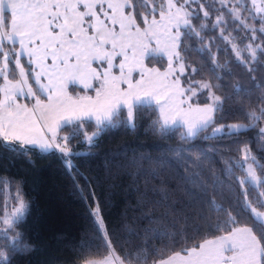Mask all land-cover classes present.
<instances>
[{
  "label": "snow or ice",
  "instance_id": "6c2138e0",
  "mask_svg": "<svg viewBox=\"0 0 264 264\" xmlns=\"http://www.w3.org/2000/svg\"><path fill=\"white\" fill-rule=\"evenodd\" d=\"M250 3L216 0L205 10V0H0V141L9 151L27 155L38 148L79 156L73 141L82 138L91 147L108 128L135 130L138 115L155 116L154 133L179 132L191 144L171 149L172 159L140 156L128 162L145 182L143 193L136 188L141 198L135 221H168V227L137 231L127 223H106L100 200L90 191L88 215L96 240L76 247L79 264H264V164L238 139L256 129L264 139L259 126L264 95L256 97L255 107L236 109L247 124L226 125L216 118L225 113L226 101L248 102L264 85L246 91L235 85L232 95L217 94L229 87L222 84L220 70L231 72L217 62L206 39L209 30L218 32L230 47L217 51L232 52L238 65L254 72L251 66L264 62V0ZM190 50L209 61L218 83L196 78L202 69L188 62ZM150 57H166L164 69L149 66ZM93 120L89 132L86 125ZM217 137H236L233 142L241 145L238 157L225 161L223 179L213 166L215 156L194 143ZM65 164L72 167L70 159ZM173 179L177 184L170 190ZM8 183L0 179V189ZM216 197L232 208L217 204ZM12 199L15 206H0V264H14L16 256L33 251L23 232L27 205L19 189ZM209 212L224 219L213 224ZM155 240L163 247L154 248Z\"/></svg>",
  "mask_w": 264,
  "mask_h": 264
},
{
  "label": "trees",
  "instance_id": "16d2710c",
  "mask_svg": "<svg viewBox=\"0 0 264 264\" xmlns=\"http://www.w3.org/2000/svg\"><path fill=\"white\" fill-rule=\"evenodd\" d=\"M210 4L215 5V2H206L207 8ZM248 7L250 6L248 5ZM195 10L200 11L198 8ZM245 15L248 14L245 13ZM249 19H251L250 16ZM193 23L197 22L193 21ZM235 35L234 31L233 36ZM206 39L212 45V51L216 53L217 62L226 63L231 72V75H227L223 70H220L222 84L229 87L224 91H218L217 94L232 95L235 85H240L245 91L251 90L254 84L264 85V62L252 65L251 67L255 71L249 73L243 65L236 63L232 52L217 51V49L230 47L221 41L218 32L213 33L209 30ZM257 55L259 57V53ZM149 59L153 60L149 66L164 69L165 58L155 57L153 59L150 57ZM188 62L202 69V75L197 76V79L218 83L210 71L209 61L202 59L195 50H190ZM249 75L254 76L255 80L249 79ZM261 95H264V87L257 88L252 92V98L248 102L240 100L228 103L226 101L225 113L227 114L217 113V120L226 125L231 123L247 124L248 121L240 117L236 109L242 105L246 108L255 107L256 97ZM203 102L201 99V103ZM154 119L155 116L141 118L138 115L135 120V130L123 125L108 128L99 134L91 147L83 143L82 138L75 140L71 143V148L73 152H79L80 155L72 157H62V154L59 153H43L38 148L23 155L9 151L0 141V179L9 182L6 188L0 189V206L9 202L13 206L12 197L15 195V190L19 189L27 205L23 232L33 246V251L23 256H16L14 264H72L74 260L76 264H79L77 258L80 253L75 251L76 247L81 244L88 245L96 240V232L93 230L88 215L89 206L92 204L90 191L95 192L96 198L100 200L106 223L117 225L127 223L137 231L145 227L157 229L168 227V221H164L162 225H148L144 221H135L139 215L135 211L137 201L141 198L136 188L139 187L140 192L143 193L145 182L136 175V168L128 166V162L140 156H150L153 159L167 156L172 159L174 154L171 149H178L181 146L187 149L191 147V144L184 143L179 132L174 131L169 135L154 133L150 126ZM259 126H264V121L259 122ZM86 127L91 132L95 128V123L90 121ZM257 133L258 129L249 130L242 133L238 139L247 143L252 154L261 164H264V139H261ZM205 135L211 136V133H205ZM235 139L237 138L217 137L207 140L200 138L194 141L198 146L197 150L204 149L215 156L213 166L216 174L222 179L225 176V161L238 157L237 148L241 145L234 143ZM66 159L71 160V168L65 164ZM257 172L259 175V169ZM169 175H176L175 168L169 169ZM236 176H241V173L237 171ZM136 180H139L138 185ZM176 184L175 179L171 180L170 190L174 189ZM241 191L237 187L235 189L236 196H239ZM254 195L255 193L249 189V199H252ZM6 196H9V199ZM175 197L187 199L184 193H175ZM234 202L235 198H233ZM216 203L223 204L226 208H232V203L222 200L220 197H216ZM163 211L162 208L155 209L154 214L160 215ZM233 214L236 213L233 212ZM209 215L213 216V224L224 219L222 214L213 215L209 212ZM120 236L122 239H127L128 233L121 231ZM152 246L154 248L163 247L159 240L153 241ZM128 247L134 248L135 243Z\"/></svg>",
  "mask_w": 264,
  "mask_h": 264
},
{
  "label": "rangeland",
  "instance_id": "374dc122",
  "mask_svg": "<svg viewBox=\"0 0 264 264\" xmlns=\"http://www.w3.org/2000/svg\"><path fill=\"white\" fill-rule=\"evenodd\" d=\"M215 2L216 3V0H205V10H207V6H206V2H208V3H211V2ZM260 2H261V0H257V5H259L260 4ZM248 5L251 7V3H250V0H248ZM247 5V6H248ZM194 6V5H193ZM165 58V60H166V57H164ZM232 124V123H231ZM7 193L9 194V191L7 190ZM6 197H8V199H9V196H6ZM10 203V202H9ZM7 204V205H12V204ZM13 206H15V205H13Z\"/></svg>",
  "mask_w": 264,
  "mask_h": 264
},
{
  "label": "crops",
  "instance_id": "0c3cea01",
  "mask_svg": "<svg viewBox=\"0 0 264 264\" xmlns=\"http://www.w3.org/2000/svg\"><path fill=\"white\" fill-rule=\"evenodd\" d=\"M154 67H156V66H154ZM93 122L95 123V121L93 120Z\"/></svg>",
  "mask_w": 264,
  "mask_h": 264
}]
</instances>
